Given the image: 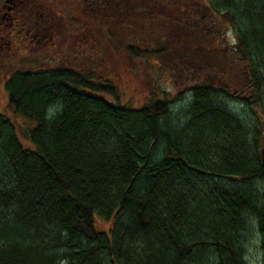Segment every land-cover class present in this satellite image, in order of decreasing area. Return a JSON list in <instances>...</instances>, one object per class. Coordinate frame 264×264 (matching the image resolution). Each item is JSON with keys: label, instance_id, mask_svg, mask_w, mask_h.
Segmentation results:
<instances>
[{"label": "trees", "instance_id": "trees-1", "mask_svg": "<svg viewBox=\"0 0 264 264\" xmlns=\"http://www.w3.org/2000/svg\"><path fill=\"white\" fill-rule=\"evenodd\" d=\"M125 1L95 0L96 43L101 31L150 70L173 56L226 82L241 69L244 91L264 109V0H162L131 45ZM202 8L233 30L232 49L202 20H188ZM88 28L81 18L79 32ZM7 91L10 112L32 123V148L0 113V264H252L251 234L264 253V123L242 118L247 100L201 82L179 114L176 100L156 96L134 109L109 80L70 62L17 73Z\"/></svg>", "mask_w": 264, "mask_h": 264}, {"label": "rangeland", "instance_id": "rangeland-1", "mask_svg": "<svg viewBox=\"0 0 264 264\" xmlns=\"http://www.w3.org/2000/svg\"><path fill=\"white\" fill-rule=\"evenodd\" d=\"M57 1L61 4V9L65 17H89L86 11L85 0H50V3L54 6ZM160 1L162 2V0H126L125 3H123L121 7L124 11L123 14L125 19L129 20L128 22L135 24L134 33L128 31L123 37H126L127 45H129V43L131 45L133 42H141L145 35L143 32L147 31L151 25L148 16L155 13V10L158 9L157 6L160 5ZM150 4L155 6L151 8ZM200 11V19L190 18L188 20H190V22H192V20L197 22L202 20L204 31H211V33L213 31L214 35L224 41V46L232 49L231 45L234 44L233 30L225 27L222 23L219 24L217 17L212 11L208 12L205 8L200 9ZM156 20H158V17L155 18V21ZM97 25L98 22L96 21V28ZM154 25V28L157 27V23ZM113 31L120 36L123 34L121 30L120 32H116L115 29H113ZM98 32V37L102 43L97 41L95 45L96 49L91 50L88 54L95 55V57L96 54H98V59L102 58L103 62L101 61L100 64L96 65L87 64V62L81 59L83 56L88 55L87 53L79 52L76 54L73 53V51H70L71 54H67L69 57L66 58V62H70L72 68L76 71L88 72L91 75L94 74L96 78L109 80L116 86L120 102L124 105L134 109H140L145 107V105L151 102L156 96L164 100H176L172 108L173 112L179 114L189 107L191 98H189L190 95L188 94L191 92V87L201 82H207L217 85L220 88L223 86V89L229 90L234 95L235 92H238L240 95H247L248 99L246 102H250V104L248 105L247 113L246 110L244 111V109H242V118L251 116L254 119L255 124L259 123L260 120L264 123V109L254 101L253 98H251L252 96L250 93L247 94L244 91L245 86L242 84L243 75L241 69L238 71L239 73L236 72L234 77L232 76L231 79H227L226 82V80L214 75L213 71H211L212 69L207 65H194L186 59L184 60L187 62L184 61L185 63L183 64L175 63L173 56V59L171 58L172 61L170 60L168 63V68L166 66H161V70H159L157 69V67L160 66L159 64L155 69L153 68V70H150L144 62L142 63L137 59L131 61L129 58L130 56H124L122 51H119L121 50V45H116L117 40L116 42H111L110 40L107 41V38H101L102 36L100 33L103 35V32ZM64 34L65 38H67V30H65ZM100 54L102 56H99ZM193 68L196 69L197 73L193 71ZM5 78V74H1L0 70V113L8 115L12 120L18 131L17 136L19 141L23 146L27 149L32 148V142L30 136H28L32 123L20 115H14L10 112V109L8 108V93H6L4 84ZM105 97L111 102H116L114 98L110 96ZM232 103V101H229V103L226 102V105L233 108ZM263 146L264 140L259 148L260 151ZM258 186L261 189L264 188V182L263 184L260 183ZM249 240L250 243L247 248L248 261L252 264H261L264 258V253L260 247V238L255 234H251Z\"/></svg>", "mask_w": 264, "mask_h": 264}, {"label": "flooded vegetation", "instance_id": "flooded-vegetation-1", "mask_svg": "<svg viewBox=\"0 0 264 264\" xmlns=\"http://www.w3.org/2000/svg\"><path fill=\"white\" fill-rule=\"evenodd\" d=\"M85 1L89 2L93 15L95 0ZM207 11L210 12L208 8ZM95 17L87 18L88 31L79 32L81 18L65 17L58 1L53 6L50 0H0V70L6 77V93L7 85L17 73L60 71L65 68L70 51L88 54L95 50L92 32ZM234 96L248 99L238 92Z\"/></svg>", "mask_w": 264, "mask_h": 264}, {"label": "water", "instance_id": "water-1", "mask_svg": "<svg viewBox=\"0 0 264 264\" xmlns=\"http://www.w3.org/2000/svg\"><path fill=\"white\" fill-rule=\"evenodd\" d=\"M261 164H262V168L264 170V147L261 150Z\"/></svg>", "mask_w": 264, "mask_h": 264}]
</instances>
